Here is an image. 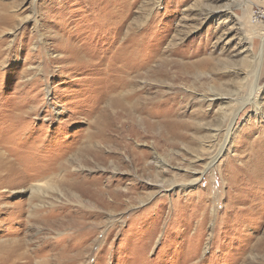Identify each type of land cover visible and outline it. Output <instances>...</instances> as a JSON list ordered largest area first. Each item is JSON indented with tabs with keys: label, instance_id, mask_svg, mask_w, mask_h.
Here are the masks:
<instances>
[{
	"label": "rangeland",
	"instance_id": "1",
	"mask_svg": "<svg viewBox=\"0 0 264 264\" xmlns=\"http://www.w3.org/2000/svg\"><path fill=\"white\" fill-rule=\"evenodd\" d=\"M0 156V264H264V0H0Z\"/></svg>",
	"mask_w": 264,
	"mask_h": 264
},
{
	"label": "bare ground",
	"instance_id": "2",
	"mask_svg": "<svg viewBox=\"0 0 264 264\" xmlns=\"http://www.w3.org/2000/svg\"><path fill=\"white\" fill-rule=\"evenodd\" d=\"M260 14L263 15V13L260 12ZM228 132L233 133V130L231 129V127L229 128ZM227 143L224 146V148L221 149V152H224L226 146L228 147L229 145V137H227ZM11 154V153H10ZM9 156V155H8ZM4 156L3 158L1 157L0 159V180L4 177H7L8 175L12 174L15 172L16 169V163L21 162V159H19L20 157H14V160H10L9 157L11 156ZM138 160V159H137ZM21 168V167H20ZM16 174V173H15ZM3 176V177H2ZM13 176V175H11ZM41 178H44L45 175L40 176ZM45 179H42V181H40L39 183L35 182L36 184L32 185L29 187L28 191L31 193L32 196H34V194L36 195H40V196H44L45 192H47V189L51 188V182H44ZM7 182V181H6ZM77 183V181H76ZM16 184V183H15ZM91 185V184H90ZM17 186V185H16ZM49 187V188H47ZM14 188V187H13ZM96 189H94L93 191L95 192ZM92 191V190H91ZM98 192V191H97ZM102 192V191H101ZM99 193V192H98ZM92 194V193H91ZM94 195V194H93ZM88 196V194H87ZM99 197V196H98ZM93 198V197H92ZM97 198V197H96ZM1 200V199H0ZM100 200V199H99ZM143 202V201H142ZM8 209H6V212L8 210H12L14 207L11 206H7ZM1 210V209H0ZM1 212V211H0ZM3 213V214H6ZM9 256L7 258V260L5 261V264H32V254L25 248V246H23L21 243H17L14 247H11L10 252H9ZM49 263V262H48Z\"/></svg>",
	"mask_w": 264,
	"mask_h": 264
}]
</instances>
